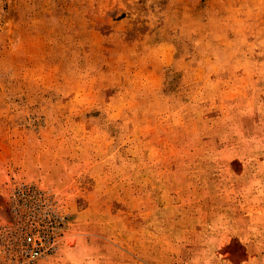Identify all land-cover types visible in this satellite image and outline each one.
<instances>
[{
    "label": "rangeland",
    "instance_id": "rangeland-1",
    "mask_svg": "<svg viewBox=\"0 0 264 264\" xmlns=\"http://www.w3.org/2000/svg\"><path fill=\"white\" fill-rule=\"evenodd\" d=\"M0 264H264V0H0Z\"/></svg>",
    "mask_w": 264,
    "mask_h": 264
},
{
    "label": "built area",
    "instance_id": "built-area-1",
    "mask_svg": "<svg viewBox=\"0 0 264 264\" xmlns=\"http://www.w3.org/2000/svg\"><path fill=\"white\" fill-rule=\"evenodd\" d=\"M37 255H38V253H37V252L33 254V256H37Z\"/></svg>",
    "mask_w": 264,
    "mask_h": 264
}]
</instances>
